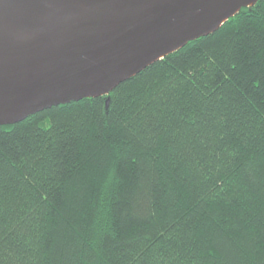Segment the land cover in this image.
Listing matches in <instances>:
<instances>
[{
    "label": "trees",
    "instance_id": "trees-1",
    "mask_svg": "<svg viewBox=\"0 0 264 264\" xmlns=\"http://www.w3.org/2000/svg\"><path fill=\"white\" fill-rule=\"evenodd\" d=\"M109 97L0 127V264H264V0Z\"/></svg>",
    "mask_w": 264,
    "mask_h": 264
},
{
    "label": "water",
    "instance_id": "water-1",
    "mask_svg": "<svg viewBox=\"0 0 264 264\" xmlns=\"http://www.w3.org/2000/svg\"><path fill=\"white\" fill-rule=\"evenodd\" d=\"M259 0H0V127L105 98Z\"/></svg>",
    "mask_w": 264,
    "mask_h": 264
}]
</instances>
